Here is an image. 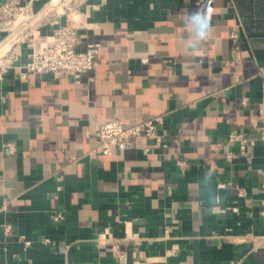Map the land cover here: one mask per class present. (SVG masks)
Segmentation results:
<instances>
[{
  "label": "crops",
  "instance_id": "crops-1",
  "mask_svg": "<svg viewBox=\"0 0 264 264\" xmlns=\"http://www.w3.org/2000/svg\"><path fill=\"white\" fill-rule=\"evenodd\" d=\"M93 3L94 69L0 79V264H264V141L229 140L264 124V0Z\"/></svg>",
  "mask_w": 264,
  "mask_h": 264
},
{
  "label": "built area",
  "instance_id": "built-area-1",
  "mask_svg": "<svg viewBox=\"0 0 264 264\" xmlns=\"http://www.w3.org/2000/svg\"><path fill=\"white\" fill-rule=\"evenodd\" d=\"M38 1L0 0V79L10 69L17 68L21 77L50 72L66 74L79 81L98 64L100 43L84 44L80 32L87 27L94 0H48L37 7ZM160 122V117L132 125L119 118L101 122L96 127L97 150L111 154L114 146L129 148L142 134L161 140L157 130ZM229 140L238 142L241 152L245 153L248 145L264 141V124L256 136L233 129ZM16 150L14 142H7L3 147L7 155ZM227 155L231 157L232 153ZM54 218H63V213L58 212ZM3 227L5 235L14 234L11 224H3Z\"/></svg>",
  "mask_w": 264,
  "mask_h": 264
}]
</instances>
